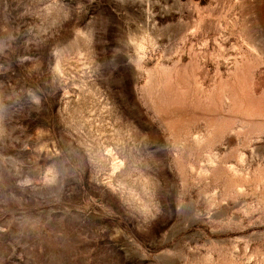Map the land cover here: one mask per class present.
<instances>
[{
    "label": "rangeland",
    "instance_id": "1",
    "mask_svg": "<svg viewBox=\"0 0 264 264\" xmlns=\"http://www.w3.org/2000/svg\"><path fill=\"white\" fill-rule=\"evenodd\" d=\"M0 264H264V0H0Z\"/></svg>",
    "mask_w": 264,
    "mask_h": 264
}]
</instances>
